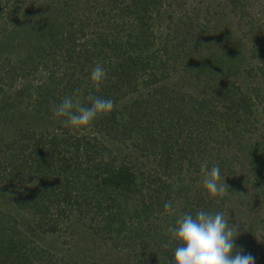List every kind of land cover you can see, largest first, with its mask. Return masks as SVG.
I'll return each mask as SVG.
<instances>
[{
	"label": "trees",
	"instance_id": "obj_1",
	"mask_svg": "<svg viewBox=\"0 0 264 264\" xmlns=\"http://www.w3.org/2000/svg\"><path fill=\"white\" fill-rule=\"evenodd\" d=\"M227 1L230 11L240 12L250 32L256 31L250 62L244 69L248 81L242 85L228 82L223 89L200 97L185 94L176 88V82L166 81L170 71L176 72L184 62L179 58L189 49L183 43L174 52L175 46L152 30L166 15L164 0H47L41 4L29 0L34 12L31 23L22 30V56L15 62L9 58L2 62L0 82L9 86L19 76V91L28 96L36 111L50 117L52 104L60 103L65 96H74L84 106H90L89 93L113 100V110L103 115L96 129L115 138L141 132L142 147L149 148L157 162L155 169L138 175L126 158L119 157L98 136L79 134L78 129L62 125L55 130L14 128L8 132L3 130L6 124L1 116L0 179L9 186L14 207L30 210L34 229L42 233L63 231L74 219L81 225L94 220L98 226L93 233L111 239L112 248H141L142 235L155 236L160 230L159 224L154 223L152 229H143L142 224L150 217L158 218L165 212V202L173 203L185 193L198 178L191 174L201 173L200 164L205 159L209 169L219 165L221 177L222 169L227 174L234 172L224 155L228 149L233 153L227 158L238 161L239 179L229 178L225 183L229 190L221 199L231 193L241 199L245 194L246 206L253 205L254 200L264 206V5L255 16L249 11L253 8L251 0ZM157 40L161 45L150 48ZM96 63L107 73L99 90L90 81ZM37 71L44 76L41 78ZM150 84L153 86L146 91ZM216 100L219 104L214 103ZM216 117L220 119L215 121ZM248 131H254L255 136L246 139ZM161 132H165L163 140L157 138ZM181 134H185L183 139L179 138ZM186 156L184 165L181 161ZM182 168L190 175L187 184L174 181ZM134 195L137 204L132 208L129 200H134ZM213 202L210 196L197 199L201 210L212 204V213L216 212ZM195 210L183 208L182 214L195 216ZM258 215L251 220L257 218L263 227L264 215ZM6 218L11 225L8 221L4 224ZM167 218L165 214L163 227L169 225ZM17 222L10 213L0 212V264H51L48 250L33 243ZM252 224L247 226V234ZM161 236L167 240L156 237L157 245L169 243L168 232ZM249 244L246 241L235 246L249 252ZM170 245L177 247L178 242ZM148 256L138 252L135 264H145ZM258 256L264 260V255Z\"/></svg>",
	"mask_w": 264,
	"mask_h": 264
},
{
	"label": "rangeland",
	"instance_id": "obj_2",
	"mask_svg": "<svg viewBox=\"0 0 264 264\" xmlns=\"http://www.w3.org/2000/svg\"><path fill=\"white\" fill-rule=\"evenodd\" d=\"M46 1L47 0H36V2L40 4ZM226 2L228 1L164 0L163 7L167 11L166 15L163 14L156 24L152 26V30L155 31V34L161 33V39H167L168 45L175 46L174 52H176L178 48H181L183 43L189 49L185 57L179 58H183L184 62L179 64L176 72L170 71L171 75L166 79V81L170 83L176 82V88L180 89L185 94L205 97L210 95L211 92L223 89L228 82L242 85L245 81H248V76L245 74L244 69H246L250 62L249 50L252 43L255 42L256 31L252 29L251 33L249 25H245L242 22L244 19L240 18V12L230 11V4L227 5ZM251 4L253 8L252 10L249 9V11L253 12L252 15L255 14V16H259L261 8L263 9L264 0H251ZM29 5V0H0V65L6 58L15 62L22 56L23 44L19 46L20 39L23 38L21 36L22 30L23 28H27V25L31 23V14L34 12V6L31 8ZM19 8L27 12L24 13L22 10V13L19 12L16 14L15 12H17ZM158 42L159 40L155 41L153 47L150 46V48L156 49L159 47L161 44ZM220 60L228 64H218L217 61L220 63ZM170 64H172V60ZM182 68H184L183 71ZM220 69H222V71ZM2 72L3 70H0V74H2ZM38 73L40 77L44 76L42 73ZM8 79L9 78H7L6 81H8ZM14 80L15 81H12L9 86L5 83L3 84L2 81L0 82V105L3 102L7 103V105L0 106V117H5V126L10 125V127L4 126L3 130H8V132H11L14 128H34L37 130L48 128L50 130H55L59 125L63 126L62 120L64 118H54L48 116L44 111H36L34 107L29 104L30 101L28 100V96L19 91L20 77L16 76ZM150 85L146 87V91L153 86ZM140 89L141 92L145 91L144 88ZM131 96L135 97L136 95L133 94ZM130 100L131 98L127 99V101ZM194 102L197 104V101ZM214 103L219 104L217 100L214 101ZM102 117L103 115L98 116L87 126L72 129L73 131L78 129L77 133L79 134L88 133L98 136L100 140L111 148L119 157L126 158L132 170L138 175L148 173L156 168V157H154L153 153H150L151 150L149 148L142 147V140L140 139L141 132L138 134L132 133L126 138L118 136L117 138L111 137L106 131H99L96 129V127L100 126L99 123L102 121ZM258 117L262 119V117ZM218 119L220 118L216 117L214 120L216 121ZM2 125L0 120V130L3 127ZM156 132H158V130ZM164 134L165 132H161V135L157 136V138L163 140L161 137H163ZM184 136L185 134H181L179 138L183 139ZM254 136V131H248L245 138L247 139ZM208 143L211 142L208 140ZM231 153H233L232 149L224 151L226 160L231 162L234 168V172L229 174L222 169L224 173L221 179H224V183H226L229 178L232 180L239 179L237 169L240 170V168H236L238 167V161L227 158V156H231ZM175 154H177V150L173 153V155ZM186 160L187 156L181 162L186 165ZM0 176L2 175L0 174ZM176 176H178V178H175L174 181L187 184L190 175L185 168H182L179 175ZM191 176H198V178L194 179L193 183L185 189V193L181 194V196L172 203V212L166 214L168 216L166 220L169 222V225H164L165 227H163L162 224L165 219V212L160 214L158 218H148V220L142 224V228L146 229L151 227L152 229V226H155L154 223L157 225L159 224L160 230L158 232L160 235L158 233L155 236L154 234L149 236L142 235L141 238L143 242L141 248L135 245L133 251L124 248L117 250L112 248L111 245L109 246L111 239L105 240L102 239L100 234L93 233L94 227L98 225L94 220H88L89 216H86V219L89 221L87 225H81L74 219L71 221V225L67 230L44 233L38 232L33 228L34 217L30 210H21L14 207L9 186L6 182H2L1 179L0 212H8L18 219V227L22 231L25 230L29 233V237L34 240L33 243L42 248H46L52 255L50 258L47 257V259H50L51 264H63V261L67 264H135V260L138 259V252L149 254L146 258L147 260H144L145 264H170L176 246L170 245L166 249L163 247L164 244L157 245L154 238L160 237L162 241H164V239L167 240L165 236L161 235L167 233V228L173 225L175 220L183 213V208L187 209V211H189L190 208L196 209V214L201 210V205H197V199L201 195H204V198H209V195L200 185L201 173H192ZM168 179V181L173 180V178ZM240 196L241 199H238L236 194L231 193L227 195L224 200H222L221 197L213 198V201L216 203V212H226L230 225L235 223L239 224L238 231L240 235L235 238L234 246L235 244L240 246L242 242L248 241L251 243L248 245L250 251L246 252L247 250L244 248L242 249V254H251L255 257V264H264V260L261 261L258 259V255H264V226L262 227L259 225L257 218L251 220V216L253 217V215H264V206L258 205L256 200L252 203L253 205L248 206L247 204L246 206L244 202L246 197L245 194H241ZM185 197L188 198L187 202L185 201ZM133 198L134 200H129V204L133 206L132 208L137 204V196L134 195ZM204 207V211L212 212V204L204 205ZM153 215L154 214L151 216ZM6 221H8L7 218L3 221L4 224H6ZM251 221L255 225H251V232L247 234L246 228L247 226L249 227ZM11 224L12 221L9 220L7 225ZM129 226L133 227L134 225ZM1 227H3V225H1ZM134 230H136V228H134ZM145 231L146 230H144V232ZM114 235L115 234L112 236ZM233 255H235V252Z\"/></svg>",
	"mask_w": 264,
	"mask_h": 264
},
{
	"label": "clouds",
	"instance_id": "obj_3",
	"mask_svg": "<svg viewBox=\"0 0 264 264\" xmlns=\"http://www.w3.org/2000/svg\"><path fill=\"white\" fill-rule=\"evenodd\" d=\"M106 70L96 63L90 72V81L99 90L106 78ZM76 89V93H79ZM90 106H84L74 96H65L60 103L52 104L54 118H64L63 126L66 128H80L87 126L100 115L110 113L114 108V101L103 99L88 94ZM107 159V154H104ZM200 185L212 198L223 197L229 190L221 179L220 167L213 164L209 169L205 159L200 164ZM173 209L172 201L164 204L165 214H170ZM239 224H229L226 212H206L200 210L193 216L191 213L181 214L168 227L169 243L163 245L168 248L172 241H177L178 246L173 252L170 264H255V257L251 254H242L243 250L234 247V240L240 235ZM235 252V255L233 253Z\"/></svg>",
	"mask_w": 264,
	"mask_h": 264
}]
</instances>
